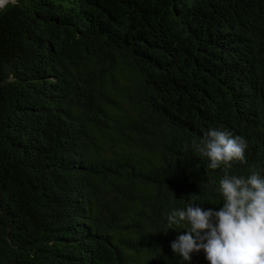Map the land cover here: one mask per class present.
<instances>
[{"label":"trees","instance_id":"1","mask_svg":"<svg viewBox=\"0 0 264 264\" xmlns=\"http://www.w3.org/2000/svg\"><path fill=\"white\" fill-rule=\"evenodd\" d=\"M213 127L247 140L231 174L264 173V0H15L0 264H184L167 215L220 206L193 147Z\"/></svg>","mask_w":264,"mask_h":264},{"label":"clouds","instance_id":"2","mask_svg":"<svg viewBox=\"0 0 264 264\" xmlns=\"http://www.w3.org/2000/svg\"><path fill=\"white\" fill-rule=\"evenodd\" d=\"M14 0H0V12ZM194 149L208 160V168L223 171L215 191L219 207L189 201L167 215L170 230L177 232L171 249L184 264L203 253L208 264H264V173L231 174L234 161H244L247 140L227 130L210 128Z\"/></svg>","mask_w":264,"mask_h":264},{"label":"water","instance_id":"3","mask_svg":"<svg viewBox=\"0 0 264 264\" xmlns=\"http://www.w3.org/2000/svg\"><path fill=\"white\" fill-rule=\"evenodd\" d=\"M15 1V0H14Z\"/></svg>","mask_w":264,"mask_h":264}]
</instances>
